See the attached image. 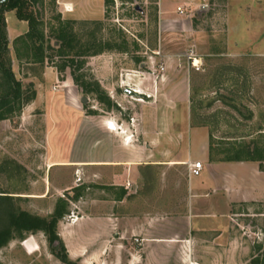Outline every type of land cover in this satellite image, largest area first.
Wrapping results in <instances>:
<instances>
[{"label":"rangeland","instance_id":"374dc122","mask_svg":"<svg viewBox=\"0 0 264 264\" xmlns=\"http://www.w3.org/2000/svg\"><path fill=\"white\" fill-rule=\"evenodd\" d=\"M31 6L44 31V64L21 41L28 21L15 10L4 14L23 96L21 111L0 121V234L13 214L49 220L62 204L68 212L52 245L44 231H24L0 247V264L264 261V0ZM9 27L29 30L11 38ZM63 32L90 52L60 56ZM6 90L0 76V98ZM109 121L118 133L108 131ZM240 150L257 160H229ZM105 161L121 165L49 167ZM195 161L204 165L200 198L225 222L216 231L190 228ZM62 248L66 261L56 254Z\"/></svg>","mask_w":264,"mask_h":264},{"label":"trees","instance_id":"16d2710c","mask_svg":"<svg viewBox=\"0 0 264 264\" xmlns=\"http://www.w3.org/2000/svg\"><path fill=\"white\" fill-rule=\"evenodd\" d=\"M40 0H6L3 3H0V76L4 80L6 85V92L0 98V121L9 118L13 113L18 110L21 111V102H22V83L16 79V76L10 66V60L8 59L9 54V40L6 33V18L4 16L6 11H16V14L19 19L28 21L30 25L29 32L22 38L23 44L27 51L33 50L31 57L37 62L44 64L48 56L46 55V48L44 47V31L41 30L39 33L37 29V21L35 12L30 10L32 7L31 4L39 3ZM42 2V0H41ZM66 33L59 35V38L63 40V48L58 51L60 56L68 55L66 54L67 49H75L76 56H83L85 53L90 52L89 47L86 48L83 44L74 47L70 39L65 38ZM51 47V46H50ZM86 49V50H85ZM49 50H53L51 47ZM96 54L98 52H95ZM94 53V54H95ZM30 54V53H29ZM66 57V56H65ZM72 63H75L74 60H71ZM83 63L79 62L77 69L82 67ZM70 66L69 60L65 61L63 65L59 67V71H63L66 67ZM74 81L77 85L81 86L85 92L90 91L89 84L84 82L77 76H74ZM31 99V98H29ZM243 150L238 152L234 158L229 160H257V157L254 156L252 150H248L247 156L242 157ZM212 153V151H211ZM68 211L64 204L59 205L54 214L51 216V219L40 218L38 216H32L28 213H18L11 216V221L9 227H7L0 234V247L5 245L8 240L15 238L16 235H20V238H23L24 231L32 230H41L44 231L51 245L59 238L56 233V225L61 220ZM63 253H56L64 261L66 258V251L62 248ZM255 264H264V261L256 260Z\"/></svg>","mask_w":264,"mask_h":264},{"label":"crops","instance_id":"0c3cea01","mask_svg":"<svg viewBox=\"0 0 264 264\" xmlns=\"http://www.w3.org/2000/svg\"><path fill=\"white\" fill-rule=\"evenodd\" d=\"M262 9H263V5H262V3H260L257 10H259L261 12ZM25 23H27V22L25 21ZM28 30H29V27L25 32L18 31L16 29L12 32L11 28L9 27L10 37L15 38L21 34L28 32ZM40 100L41 99L38 98L36 103L38 104ZM112 122L113 121H109L108 124L106 125L108 131H110V132H114L108 128L109 123L111 124ZM116 133H118V132H116ZM124 137H126V138H128V140H130V137L128 135L127 136L125 135ZM107 158L110 159L111 155H109ZM107 158H105V159H107ZM58 164H60V165H87V164H90V165H95V166L96 165L119 166V165H121V162H113V161L112 162H110V161L91 162V163H88V162H73V163L62 162V163H52V164H50L49 167L53 168L54 166H56ZM132 164H134V163L132 162ZM171 164H182V162H172ZM190 179H191V213L189 216L190 228L192 231H196L198 233L201 231H206L207 229L210 231H216L218 229L217 226L219 225V223H222L223 220H220V222H219V220L215 219V217L216 218L218 217V213H217V211H215L214 205H212L210 202H207V200H204V199L202 200L200 198L201 193L205 190L206 186H204L203 184H199V182H197V180H196L197 177H190ZM210 208H211V211L210 210L208 211V209H210ZM212 219H213V221L210 222V220H212ZM223 223H225V222H223Z\"/></svg>","mask_w":264,"mask_h":264},{"label":"built area","instance_id":"2783aa9c","mask_svg":"<svg viewBox=\"0 0 264 264\" xmlns=\"http://www.w3.org/2000/svg\"><path fill=\"white\" fill-rule=\"evenodd\" d=\"M178 12L184 14L186 9L183 6L178 7ZM204 165L201 161H195L189 163V176L190 177H199L203 174Z\"/></svg>","mask_w":264,"mask_h":264},{"label":"bare ground","instance_id":"6f19581e","mask_svg":"<svg viewBox=\"0 0 264 264\" xmlns=\"http://www.w3.org/2000/svg\"><path fill=\"white\" fill-rule=\"evenodd\" d=\"M68 9V11H72L73 9L71 8V6H68L67 7ZM197 63H198V61H197ZM197 65V64H196ZM133 92H136V93H141L142 91H140V90H135V91H133ZM108 128L110 129V130H112V131H114V132H119V128L117 127V125L115 124V123H109V125H108ZM125 135H126V133L125 132H123ZM122 133V134H123ZM127 136V135H126ZM53 167V166H52Z\"/></svg>","mask_w":264,"mask_h":264},{"label":"water","instance_id":"95a60500","mask_svg":"<svg viewBox=\"0 0 264 264\" xmlns=\"http://www.w3.org/2000/svg\"><path fill=\"white\" fill-rule=\"evenodd\" d=\"M6 0H0V3H3V2H5ZM138 9H139V7H138ZM136 93V92H135ZM84 101H87V98L85 97L84 98Z\"/></svg>","mask_w":264,"mask_h":264}]
</instances>
